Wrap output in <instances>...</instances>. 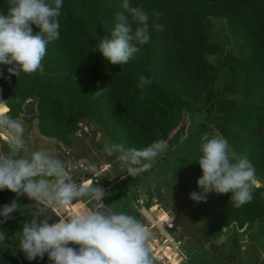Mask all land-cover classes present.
<instances>
[{"label": "trees", "instance_id": "1", "mask_svg": "<svg viewBox=\"0 0 264 264\" xmlns=\"http://www.w3.org/2000/svg\"><path fill=\"white\" fill-rule=\"evenodd\" d=\"M124 2L63 0L60 37L48 43L42 60V73L58 75V80L40 81L37 71L32 73L36 80L31 86L26 82L31 74L21 72L16 76L8 71L12 65L0 63V87L9 115L19 118L23 97L36 94L43 131L51 134L54 131L63 139L73 130L75 119L84 109L101 124L108 141L114 144L139 149L166 140L183 121L185 111L197 112L216 94L215 66L206 55L220 52L221 47L210 40L204 18L218 13L227 18L233 37L249 50L248 56L233 59L243 69L245 79L241 90L236 91L239 95L231 100H219L217 105L218 115L224 118V138L237 154L247 156L255 168V176L264 179V0H128L129 7L142 6L148 14L150 41L138 45L140 50L128 63L113 65L92 48L105 37L111 39L117 12L129 15L131 21ZM8 4L9 0H0V15H7ZM156 24L163 25V30L157 31ZM138 26L133 23V29ZM32 28L33 35L39 33L38 27L32 25ZM220 60L222 63L223 59ZM141 74L151 79L144 89L136 86ZM21 76L25 78L20 81ZM14 83H19L16 90L11 87ZM46 85L56 92L47 90ZM142 92L146 93L144 99L140 98ZM189 130L184 150L173 159L164 158L167 166L159 174L167 168L169 174L163 177V187L176 185L190 195L200 193L197 181L202 170L196 161L201 155V136L194 132L191 122ZM261 187L255 184L252 201L240 207L231 205V193L210 191L205 194V201L193 200L199 205L193 212L211 218V227L219 233L233 223L245 228L244 231L253 230L264 247ZM16 198V193L10 190L0 191V208ZM23 199L25 196L19 197L20 204ZM30 219L31 216L21 215L17 210L0 224V232L11 237L22 231L24 220ZM233 242L235 245L237 239ZM168 250L175 257L178 255L171 248ZM200 260V257L183 260L181 264H203ZM0 264H49V260L45 254L43 260L37 257L29 261L18 249L0 244Z\"/></svg>", "mask_w": 264, "mask_h": 264}, {"label": "clouds", "instance_id": "2", "mask_svg": "<svg viewBox=\"0 0 264 264\" xmlns=\"http://www.w3.org/2000/svg\"><path fill=\"white\" fill-rule=\"evenodd\" d=\"M63 0H9L7 15H0V63L12 65L8 71L16 76L21 72H43L42 60L47 45L60 37V20ZM129 15L117 12L111 39H101L92 48L99 51L111 64L124 65L140 49L138 45L150 41L148 14L142 6L123 4ZM157 17L159 13H154ZM133 23L140 26L133 29ZM32 25L39 28L33 35ZM163 25L156 24L157 31ZM151 79L141 74L137 87L144 89ZM99 92V91H98ZM142 92L140 98L144 99ZM0 101V133L7 134L9 151L0 153V191L16 193V199L0 208V224L11 218L12 213L22 210L21 215L31 216L24 220L22 231L11 237L0 232V244L4 248L21 251L29 261L48 256L49 264H154L155 257L149 244L152 232L136 215L124 211L89 210L64 214L49 209H64L78 199L92 202L103 201L106 195L102 187L77 182L69 170V164L53 153L40 149L30 155H22L25 148V126L21 119L13 118ZM201 155L196 160L202 170L198 185L204 194L192 192L190 198L205 201L206 193H231L232 206L240 207L253 199L256 184L255 168L247 158L231 149L226 138L205 132L199 145ZM168 149L166 140L160 139L144 148L123 144H105L102 151L126 165L133 177L150 170L156 159ZM93 174L97 169H89ZM27 196L35 203L26 210L19 197ZM58 221L49 223L52 214ZM79 245L78 248L69 246Z\"/></svg>", "mask_w": 264, "mask_h": 264}, {"label": "rangeland", "instance_id": "3", "mask_svg": "<svg viewBox=\"0 0 264 264\" xmlns=\"http://www.w3.org/2000/svg\"><path fill=\"white\" fill-rule=\"evenodd\" d=\"M204 22L209 29L210 40L221 47L220 52H208L206 55L208 61L215 66L213 86L216 94L201 105L202 107L198 108L197 112L185 111L183 121L170 132L166 139L167 151L156 159L150 170L133 177L127 173L126 165L118 160L119 153L112 156L106 155L102 151L104 145L114 143L108 141L101 124L84 109V112L75 119L74 128L67 134L66 139L61 138L54 131L56 135L44 132L38 115L39 110L35 115H24V102L30 98L38 102L39 98L36 94L25 95L19 104V110H21L19 119L25 126V148L21 154L30 155L36 150H47L68 162L69 170L74 177L81 178L84 183L102 187L106 192L103 201L90 202L87 199H78L64 209H49L50 213L61 211L64 214H71L100 208L136 215L153 234L149 244L155 257L154 264H181L183 260H196L199 257L203 264H223L222 262H226L225 264H264L262 240L255 237L253 230L244 231L245 228H238L233 223L230 228H224L219 233L211 227V218L203 214L199 216L193 212L198 210L199 205L197 206V203L190 198L186 190L176 185L163 187L165 183L163 177H168L169 174L167 168L163 174H159L160 170L165 168L163 166H167L164 164V158L173 159L184 150L191 132L190 122L198 136L207 132L210 135L224 137V118L218 115V102L235 98L239 95L237 94L239 91H236L243 87L245 80L243 69L237 67L233 59L248 56L249 50L243 46L241 41L233 37L226 17L215 13L205 17ZM30 77L26 82L32 86L36 80L34 79L35 74H31ZM39 77L40 81L44 82L59 78L58 75H46L41 72H39ZM18 78L21 81L25 76ZM19 83L11 85L12 89L16 90ZM47 87L46 85V89L50 92H56ZM0 91L3 92L2 87ZM5 110L9 114V107L6 104ZM8 151L7 134L0 133V153ZM93 166L97 169L96 174L89 171ZM255 179L256 186L258 184L262 186L264 197V179L256 176ZM199 192L203 193L201 187ZM34 203L25 195L21 205L28 210ZM142 206H145L155 217L154 224L142 213ZM58 219L59 217L53 213L49 223L56 222ZM163 229L168 233L169 238ZM235 238L237 243L234 245ZM69 246L79 247L72 243ZM169 248L178 255L175 257L174 253L168 250Z\"/></svg>", "mask_w": 264, "mask_h": 264}, {"label": "water", "instance_id": "4", "mask_svg": "<svg viewBox=\"0 0 264 264\" xmlns=\"http://www.w3.org/2000/svg\"><path fill=\"white\" fill-rule=\"evenodd\" d=\"M0 101L2 102H5L4 101V98H3V95H2V92H1V96H0ZM37 100L36 99H27L25 102H24V105H23V109H24V115L25 116H31V115H35L37 112H38V108H37ZM74 179L77 181V182H80L82 179L81 178H76L74 177ZM141 211L142 213L146 216V218H148V220L154 224L156 222V219L154 216H152V214L148 211V209L145 207V206H142L141 207ZM163 231L165 232L166 236L169 238V235L168 233L163 229Z\"/></svg>", "mask_w": 264, "mask_h": 264}]
</instances>
